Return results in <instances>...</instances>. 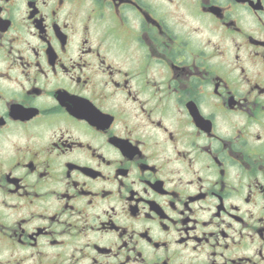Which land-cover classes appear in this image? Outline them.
I'll return each instance as SVG.
<instances>
[{
    "label": "flooded vegetation",
    "instance_id": "1",
    "mask_svg": "<svg viewBox=\"0 0 264 264\" xmlns=\"http://www.w3.org/2000/svg\"><path fill=\"white\" fill-rule=\"evenodd\" d=\"M0 264H264V0H0Z\"/></svg>",
    "mask_w": 264,
    "mask_h": 264
}]
</instances>
